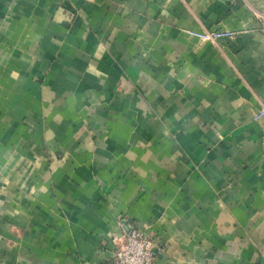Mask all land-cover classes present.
Wrapping results in <instances>:
<instances>
[{
	"label": "crops",
	"instance_id": "obj_1",
	"mask_svg": "<svg viewBox=\"0 0 264 264\" xmlns=\"http://www.w3.org/2000/svg\"><path fill=\"white\" fill-rule=\"evenodd\" d=\"M262 27L264 0H0V264H114L128 228L154 264H264Z\"/></svg>",
	"mask_w": 264,
	"mask_h": 264
},
{
	"label": "built area",
	"instance_id": "obj_2",
	"mask_svg": "<svg viewBox=\"0 0 264 264\" xmlns=\"http://www.w3.org/2000/svg\"><path fill=\"white\" fill-rule=\"evenodd\" d=\"M261 31L264 33V27ZM191 35L203 41L232 40L235 37L233 32L221 31L193 32ZM262 114H264V105L255 119H259ZM156 250H158L157 243L149 235L134 230L126 237L114 240L111 258L114 264H154Z\"/></svg>",
	"mask_w": 264,
	"mask_h": 264
},
{
	"label": "water",
	"instance_id": "obj_3",
	"mask_svg": "<svg viewBox=\"0 0 264 264\" xmlns=\"http://www.w3.org/2000/svg\"><path fill=\"white\" fill-rule=\"evenodd\" d=\"M125 224H127V223H125ZM123 226H125V225L123 224ZM131 231H132L131 228H128L127 230L125 229V232L127 235H129Z\"/></svg>",
	"mask_w": 264,
	"mask_h": 264
}]
</instances>
